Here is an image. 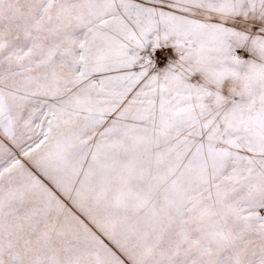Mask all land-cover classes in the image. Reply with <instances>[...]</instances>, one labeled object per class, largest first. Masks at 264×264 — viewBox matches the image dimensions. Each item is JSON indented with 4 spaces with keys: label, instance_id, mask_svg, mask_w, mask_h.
Segmentation results:
<instances>
[{
    "label": "snow or ice",
    "instance_id": "obj_1",
    "mask_svg": "<svg viewBox=\"0 0 264 264\" xmlns=\"http://www.w3.org/2000/svg\"><path fill=\"white\" fill-rule=\"evenodd\" d=\"M0 264H264V0H0Z\"/></svg>",
    "mask_w": 264,
    "mask_h": 264
}]
</instances>
